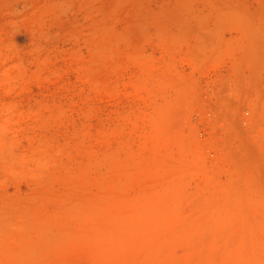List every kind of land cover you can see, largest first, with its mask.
<instances>
[{
    "label": "rangeland",
    "instance_id": "obj_1",
    "mask_svg": "<svg viewBox=\"0 0 264 264\" xmlns=\"http://www.w3.org/2000/svg\"><path fill=\"white\" fill-rule=\"evenodd\" d=\"M0 264H264V0H0Z\"/></svg>",
    "mask_w": 264,
    "mask_h": 264
}]
</instances>
